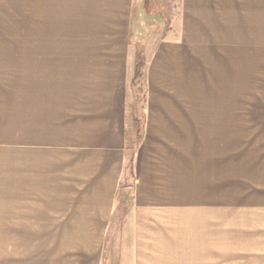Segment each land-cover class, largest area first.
<instances>
[{"label":"crops","instance_id":"obj_1","mask_svg":"<svg viewBox=\"0 0 264 264\" xmlns=\"http://www.w3.org/2000/svg\"><path fill=\"white\" fill-rule=\"evenodd\" d=\"M187 1L191 0H184L183 7ZM192 1L193 15L184 12L177 39L167 37L148 52L145 142L136 152L131 212L125 224L128 212L122 208L120 191L132 130L126 93L138 62L135 47L127 45L130 24L139 20L134 6L113 0L112 12L110 7L106 13H113L112 22L124 26L126 34L118 37L121 46L64 52L66 61L81 54L105 55L86 59L112 74L109 86L95 79L83 89L89 116L77 124L82 131L74 139L59 136L58 141L56 135L46 137L50 143H39L35 131L34 142L25 140L26 119L35 120L37 127L38 119L57 115L62 100L51 78L32 85L34 70L28 84L23 78L3 79L6 91L0 82V101L9 100L8 93L17 96V108L0 110V120L18 122L16 142L4 149L21 153L10 165L12 189L0 190V264H69L66 255L72 248H86L79 250L86 256L79 264L80 259L92 264L86 258L96 254V245L102 255L118 211L114 232L121 235L115 239L120 258H235L237 233L242 254L264 258V229L257 226L251 238V229L240 216L243 211L248 216V208L235 207V190L248 194L246 185L254 191L248 176L255 166L247 161V150L235 153L234 146L235 135H264V0ZM29 51L33 57L28 59L22 51L17 53L19 65L56 69V48ZM101 92L108 102L93 109L91 103ZM255 171L262 173L258 180L264 183V164ZM8 176L6 172L2 177ZM260 191L256 189L258 195ZM188 215L194 216V225L209 237L208 243L192 244L171 235ZM206 215L208 221H203ZM47 232L49 238L42 237ZM96 232L98 243L93 238ZM43 243L61 251L26 250L44 247Z\"/></svg>","mask_w":264,"mask_h":264},{"label":"rangeland","instance_id":"obj_2","mask_svg":"<svg viewBox=\"0 0 264 264\" xmlns=\"http://www.w3.org/2000/svg\"><path fill=\"white\" fill-rule=\"evenodd\" d=\"M183 1L125 0L124 4L126 6L132 5L135 7V9L133 7L134 14L139 19L136 21L137 24H130L127 45L129 46V40L132 39L136 49L135 57L137 56L143 63H146L149 57L148 52L154 48L156 43L167 40V37L168 40H176L177 33H182L184 12L192 16L194 8L192 0L187 1L185 7H183ZM111 3H113V0H0V82L3 89L6 91L5 83H2L3 79L14 82V80L17 81L23 78L28 84L34 78H29V73L35 70L36 77L31 84L35 85L41 81L44 83L45 79L48 81L51 78L57 85L59 101L62 100V103L59 102L57 115L38 119L37 127H34L35 120L26 119L24 137L27 143L34 142L32 136L35 131L39 143H50L51 140L46 139V137L56 135L58 141H60L59 136L71 137L72 135L74 139L75 134L82 131V127L77 124L81 122V119L89 116L90 104L84 102L81 98L85 97L83 89L90 87L95 79L106 83L104 86L110 85L112 74L109 69L103 65H97L94 60L86 59L106 57L105 55L81 54L69 56L74 60L66 61L67 55L64 52H70L69 50L74 48L80 50H95L94 48H97L108 51L110 48L121 46L123 42L118 37L125 35L126 32L123 29V24L112 22L114 20L113 13L106 14L112 5ZM117 3L120 4V0H117ZM112 9L111 7V12ZM249 9L252 10V6L249 5ZM262 10L264 11V6H262ZM187 15L186 18H192L187 17ZM174 21L177 23H174ZM249 22L252 25L256 24L252 17H250ZM191 23L187 25L188 34L191 31ZM170 30L173 32L169 33ZM35 48H56L58 52L55 56L58 63L56 69L42 65L30 66L28 62L24 66L19 65L17 61L19 55L17 53L22 51L23 57L28 59L33 57L29 50ZM39 57L43 56L39 55ZM136 66L135 70L133 69L132 83L126 93L127 113L129 114V120L132 122L130 133H132L127 135V161L123 177V188L120 191V200H124L125 203L122 208H125L128 212L125 214L123 224H125L126 218L129 217L131 212V190L137 168L135 167L136 152L137 148L145 142L146 125L143 115L149 107L145 66L143 69L140 67L142 74L138 76ZM20 74H22V77ZM94 93L93 91L88 92L89 95ZM8 96L9 100L5 98L0 101V110H6L7 106L8 109L17 108V96L13 93H8ZM187 100L191 101V98L187 96ZM106 102H108V97L101 92L91 105L94 109L96 106H103ZM17 123L16 118L0 120V190L12 189L14 178L11 176L13 166L10 165L16 164L15 161L21 156V153L16 149H4V146L13 145L16 142ZM49 123L53 125L48 126ZM234 146L235 153H240L239 149L247 150L246 159L255 166V169L251 167L248 176L251 180L249 185L251 188L254 187V191L249 190L246 185L245 188L249 192L248 194H245L244 190L243 194L235 190V207L244 204L243 207L249 210L248 216L245 211L240 216L241 220L245 222L244 226L251 229L250 237L252 238L254 235L253 229L257 226L264 229V183L263 180H258L262 178V173L255 171L258 164H260V167L264 164L262 162L264 161V135H235ZM6 172L9 173V176L2 177ZM258 188L261 189L259 195L256 192ZM241 194L244 196L243 199L239 198ZM119 214L120 211L113 217L112 229L107 232L106 242L103 241L102 255L99 256L96 245V254L86 258L92 264H264V258H255L256 256L252 253L247 258L246 255L242 254L241 237L238 233L234 241V245H236L234 246L235 258H120V245L115 242V239L119 241L121 235H119V231L114 232V226L119 221ZM193 217L188 215L182 223H179L180 226L177 232L170 231L171 235L175 234L179 237V241L189 240L192 244L194 240L208 243L209 237L206 236L204 231H198L199 227L194 225ZM202 217L203 221H208V215ZM237 217L239 216L235 215V222L240 219ZM249 219L250 222H247ZM195 220H198L197 216H195ZM1 233L0 231V238L2 237ZM59 233L63 232L59 231ZM99 234L100 232H96L93 238H99ZM48 235L47 232L42 237L49 238ZM43 245L44 247L41 248L27 247L26 250H41L44 252L52 249L53 251H61V247L53 246L51 248L45 243ZM2 247V240H0V252ZM72 249L73 251L66 255L67 258H70V262H67L69 264H79V258L84 261L86 256L81 254L79 250H85L86 248ZM80 264H82L81 259Z\"/></svg>","mask_w":264,"mask_h":264},{"label":"trees","instance_id":"obj_3","mask_svg":"<svg viewBox=\"0 0 264 264\" xmlns=\"http://www.w3.org/2000/svg\"><path fill=\"white\" fill-rule=\"evenodd\" d=\"M130 45L134 46V42L132 39L129 40V46ZM144 66H145V63H143L140 59H138L137 66H136L137 67L136 68V74L138 73L137 76L142 74L141 68L143 69ZM136 74H135V76H136Z\"/></svg>","mask_w":264,"mask_h":264}]
</instances>
